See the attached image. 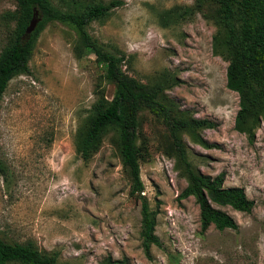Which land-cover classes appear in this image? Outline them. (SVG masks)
I'll use <instances>...</instances> for the list:
<instances>
[{
	"label": "rangeland",
	"instance_id": "1",
	"mask_svg": "<svg viewBox=\"0 0 264 264\" xmlns=\"http://www.w3.org/2000/svg\"><path fill=\"white\" fill-rule=\"evenodd\" d=\"M120 1L107 19L89 25L90 35L125 55L129 76L163 84L179 117L216 125L182 134L188 159L204 175L224 173L225 187L243 188L252 211L219 207L237 229L211 226L200 235L194 199L180 198L186 179L167 129L145 111L140 177L160 241L147 257L140 203L129 196L114 132L105 134L89 161L75 152L96 87L103 85L108 98L114 88L100 79L93 55L75 57V29L51 22L37 39L31 74L11 79L0 100V236L55 251L60 264H98L108 257L122 264H264V119L252 139L234 130L238 96L226 87L227 62L212 50L216 26L205 14L213 8L178 18L195 0ZM15 7L13 0L0 1V51L12 27L2 15Z\"/></svg>",
	"mask_w": 264,
	"mask_h": 264
},
{
	"label": "trees",
	"instance_id": "2",
	"mask_svg": "<svg viewBox=\"0 0 264 264\" xmlns=\"http://www.w3.org/2000/svg\"><path fill=\"white\" fill-rule=\"evenodd\" d=\"M1 1V0H0ZM16 7L2 18L12 24L7 41L0 51V100L16 76L30 75L29 62L37 39L48 23L59 22L75 29L77 37L73 51L80 60L94 56L101 71L100 79L113 86L111 98L103 85L95 89V101L85 125L75 137V152L84 162L89 161L101 146L108 131L115 134V144L121 163L129 178V196L140 203V237L142 248L150 257L152 246H160L155 235V213L151 210L140 177V163L147 155V143L141 130V115L148 112L165 125L174 156L182 167L186 187L181 199L193 198L198 207L200 235L211 226L218 231L236 230V222L219 207L250 213L254 202L241 187H225V175L202 174L189 161L182 134L186 131L211 129L216 125L206 119L179 117L166 99V87L161 83L144 84L124 70L125 55L115 53L94 39L88 27L92 22L107 19L121 6L120 0H13ZM213 11L205 16L216 26L212 50L227 62L226 87L238 96V111L234 130L253 138L254 129L264 119V0H195L193 7L177 12L178 18ZM41 16L36 29L27 38L26 28L34 12ZM206 148L214 145L200 141ZM0 172L5 173L0 163ZM108 257L98 264H122ZM0 264H60L57 252L39 250L30 240L9 242L0 236Z\"/></svg>",
	"mask_w": 264,
	"mask_h": 264
},
{
	"label": "water",
	"instance_id": "3",
	"mask_svg": "<svg viewBox=\"0 0 264 264\" xmlns=\"http://www.w3.org/2000/svg\"><path fill=\"white\" fill-rule=\"evenodd\" d=\"M41 20V16L39 15V13L37 11L34 12L31 21L29 22L28 27L26 28L25 31V36L27 38H29V36L32 34V32H34V30L36 29L38 23Z\"/></svg>",
	"mask_w": 264,
	"mask_h": 264
}]
</instances>
